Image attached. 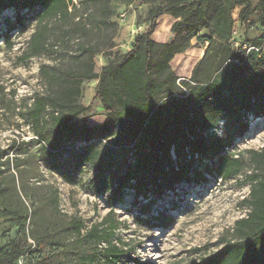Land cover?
Returning a JSON list of instances; mask_svg holds the SVG:
<instances>
[{
	"label": "rangeland",
	"instance_id": "374dc122",
	"mask_svg": "<svg viewBox=\"0 0 264 264\" xmlns=\"http://www.w3.org/2000/svg\"><path fill=\"white\" fill-rule=\"evenodd\" d=\"M76 8L56 16H46L43 24L48 37L47 50L38 56L22 60L29 51L28 41L36 27L34 15L38 8L21 11L23 25H15V9L0 11V257L10 248L18 235L22 246L29 251L16 264H35L40 255L47 256L42 264H68L74 254L94 249V245L79 241L72 220L83 224L84 233L100 222L108 213L117 221L115 237L133 247L132 258L145 264H200L209 255L218 252L224 242L235 238L234 222L248 211L245 203L250 186L246 176L253 171L249 163L250 150L264 145V75L258 77L252 62L241 73L227 62L215 79L222 84L231 109L209 123L204 132L206 139L223 136L230 141L224 153L242 159L241 171L229 179L209 176L204 184L179 185L156 200L149 211L140 215L138 202L131 189H126L119 200L110 206L107 194L92 186L94 164L84 162L78 169L72 166L76 152L97 151L104 160L119 163L122 168L133 163L132 151L124 143H117L118 131L111 136L97 135L91 142H65L64 152L57 157L48 153L51 137L48 119L50 107L43 115V123L31 125L29 110L34 96H46L56 90L45 79L49 71L75 73L86 60L93 62L98 74L115 55L129 50L133 37L146 30L150 10L164 0H74ZM249 21L240 27L241 7L231 11L232 35L230 48H239L241 42L254 40L260 35L256 24L258 0L250 1ZM108 13L105 23L99 19ZM92 46L93 55L82 51ZM190 53L177 55L170 66L179 78H188L193 65L203 51L204 44L194 38ZM78 65L75 64L78 58ZM254 59L264 62V45ZM235 70V75L232 72ZM71 71V72H70ZM249 78L258 86L248 89ZM262 80V81H260ZM97 79H83L78 104L87 109L73 121L89 127L111 124L99 100H93ZM37 132L39 134H37ZM43 136L44 140H41ZM196 164H212L195 156ZM68 171L73 178L63 179L58 168ZM157 212L164 213L172 222L163 228L147 227L141 218ZM22 230V231H21ZM72 247L67 255L51 253L56 244ZM61 247V246H60ZM71 258V259H70ZM119 264H135L132 260Z\"/></svg>",
	"mask_w": 264,
	"mask_h": 264
},
{
	"label": "trees",
	"instance_id": "16d2710c",
	"mask_svg": "<svg viewBox=\"0 0 264 264\" xmlns=\"http://www.w3.org/2000/svg\"><path fill=\"white\" fill-rule=\"evenodd\" d=\"M103 3L105 0H91ZM251 0H164L150 10L148 26L134 35L129 50L115 55L98 74L93 70V47H83L89 54L84 67L75 73L74 67L59 74L58 71L44 73L45 79L55 91L46 96H34L29 110L31 125L43 123V115L50 107L48 119L51 137L47 142L48 153L57 157L69 152L65 142H91L97 135L111 136L118 131L117 143H124L132 151L133 163L124 168L119 163L104 160L97 151L76 152L72 166L78 169L84 162L95 167L93 188L107 194V203L113 206L126 189L134 192L140 215L146 214L152 204L168 192H174L181 185L204 184L209 176L229 179L237 175L244 162L238 157L224 153L230 141L223 137L206 139L204 132L209 123L231 109L229 97H225L222 84L216 75L227 63L245 73L244 67L252 62L256 75H264V62L254 59L255 53L246 51L244 44H264V0H258L256 24L260 35L253 42H241L239 48L227 44L232 35L231 11L241 7L238 21L245 24L251 14ZM15 9V25H23L25 9L38 8L34 15L36 27L28 41L29 51L22 56L25 60L38 56L47 50L48 37L43 21L46 16L65 14L76 8L74 0H0V11ZM169 14L176 20L171 25L174 37L169 43L151 40L157 18ZM108 13L99 19L105 23ZM203 43V55L193 65L188 78H179L170 66L176 53L184 52L191 46V39ZM81 56H76L78 58ZM78 58L75 64L78 65ZM234 60L240 61L235 63ZM70 71V72H71ZM232 76L235 75L233 70ZM83 79H97L93 100H99L111 124L89 127L73 121L87 106L78 104L80 85ZM262 81V80H260ZM248 89L258 88L255 78H249ZM37 134H39L37 132ZM41 135V134H39ZM41 140L43 136H41ZM249 163L253 171L246 176L250 190L245 200L248 211L244 217L234 222L235 238L224 242V246L213 255L207 256L200 264H264V145L259 150H250ZM201 160H212V164H196ZM63 179L73 182L68 171L58 168ZM108 213L100 222L84 233L83 224L72 220L77 240L94 245V249L74 254L68 264H119L132 260L135 264H145L132 258L133 247L115 237L117 221ZM141 223L153 228H163L172 222L164 213L157 212L141 218ZM18 228V235L20 233ZM22 231V230H21ZM18 235L10 242V248L0 257V264H16L29 251L22 246ZM61 246V247H60ZM72 247L57 243L54 252L67 255ZM47 256L40 255L35 264H42ZM71 259V258H70ZM47 264H49L47 262ZM63 264V263H62Z\"/></svg>",
	"mask_w": 264,
	"mask_h": 264
},
{
	"label": "crops",
	"instance_id": "0c3cea01",
	"mask_svg": "<svg viewBox=\"0 0 264 264\" xmlns=\"http://www.w3.org/2000/svg\"><path fill=\"white\" fill-rule=\"evenodd\" d=\"M175 20L176 19L173 16L169 15V14L160 15L157 18L155 30L152 32V34L150 36L151 40H153L155 42H159V43H169L174 37V35L171 32L170 28H171L172 23ZM241 26H243V24H240V27ZM190 42H191V45H193L194 44V38H192ZM192 49H193V46H190L184 52L176 53L173 56V58L175 56H177V55L190 53ZM202 55H203V51H201L200 56L198 57L196 62L202 57Z\"/></svg>",
	"mask_w": 264,
	"mask_h": 264
},
{
	"label": "built area",
	"instance_id": "2783aa9c",
	"mask_svg": "<svg viewBox=\"0 0 264 264\" xmlns=\"http://www.w3.org/2000/svg\"><path fill=\"white\" fill-rule=\"evenodd\" d=\"M264 44H260V45H250V44H244L243 45V49H245L246 51H250V50H254V51H261V49L263 48ZM235 63H240V61L238 60H234Z\"/></svg>",
	"mask_w": 264,
	"mask_h": 264
}]
</instances>
